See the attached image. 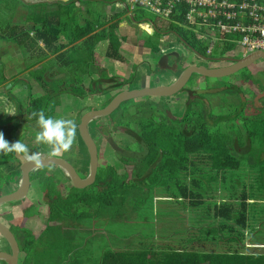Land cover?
Returning <instances> with one entry per match:
<instances>
[{
	"label": "trees",
	"instance_id": "1",
	"mask_svg": "<svg viewBox=\"0 0 264 264\" xmlns=\"http://www.w3.org/2000/svg\"><path fill=\"white\" fill-rule=\"evenodd\" d=\"M11 1L17 5V1ZM76 2V0H70L65 4L52 5L57 9L51 12L45 8V5L35 11L32 9L25 15L26 23L22 25L13 23L12 18L15 14L13 13L11 17L8 16L0 22V39L14 43L24 55L28 54L30 60H25L26 67H33L43 62L49 54L56 53L62 48L59 44L56 45L62 32H68L72 41L77 39L74 31L78 22ZM116 2L123 4L125 0H116L113 4ZM10 11L13 10L10 9ZM95 23L86 20L81 26L82 35L93 34L97 30ZM129 23H132L130 19ZM103 25L104 22H98V27ZM115 27L116 25H112V30L105 29L102 33L99 31L89 35L79 50L81 52L77 55L56 57V60L64 59L69 68L68 76L72 77L68 79L71 83L66 84L65 89H61V85L65 83L59 82L57 87L47 83V77L43 76L46 67L43 66L37 78L38 82L47 88L44 89L43 96L34 99L29 96L24 107L17 102L16 98L10 96L16 106L17 116L22 117L27 114L37 120L38 118L32 114L43 110L46 117H52V108L43 109V105L48 100L55 108L59 103L58 96L61 94L84 97L98 91L97 87L94 89L92 85L86 90L81 84H75L76 78H80L83 74L90 75L89 67L95 58V47L103 40L108 41L106 57L122 61L118 53L121 39L115 35ZM174 32L180 43L181 39L185 40L186 47L197 56L205 58L206 44L204 42L193 44L188 42L181 33L175 30ZM161 35V31L156 29L152 36H157L159 39ZM39 43L43 47H40ZM246 72L241 80L254 86L256 81L252 76L253 73ZM205 79L208 80V78ZM217 81L219 82L217 87L221 90L215 95L219 96L222 92H226L227 86L222 79ZM229 87L237 91L229 92L228 96L231 99L225 95L219 96L216 106L209 104L208 93L190 92L186 95L180 117L171 118L168 110L157 111L155 105L150 102L131 108L133 114L130 115L131 109L128 108L127 102L122 103L117 109L121 113L116 114L119 116L117 129L123 126L122 130L132 135L146 148V153L137 167H123L119 170L120 168L111 167L105 162L101 163L104 164V168L99 169L96 181L91 186L95 189L93 191L80 189L75 200L64 197L63 188L56 191L53 181L45 182L44 193L49 211L63 220H90L98 213L106 211L108 213L110 208H115L119 216L127 215V210H130V213H136L138 211L136 206L141 203L135 196L138 187L135 189L133 184H127L130 177L134 179V182L139 181V183L145 180V177H151L154 187L159 189L165 187L167 193L176 194V196L168 195L166 197L169 198L168 202L171 198H178V201L182 200L179 203H184L179 205V210L182 212V214L179 213L181 216L179 225L185 224L187 227H181L179 231L172 229L173 233L165 235L164 239L161 235H157V239L162 241L178 242L183 250L163 245L162 248H158L154 246L153 241L144 242L145 239L153 240L154 235L143 236L144 238L140 236L142 240L136 250L128 248L106 250L102 253L98 264H264V252L250 254L240 252L245 238L253 232V223H256V215L252 211V200L256 198V192L262 193L264 190V116L262 118H258V115L238 116L237 110H241L240 112L246 110L244 106L246 101L242 100L238 87L234 84H230ZM225 104L228 109L230 108L228 115L225 111L217 114L213 112L212 108H220ZM238 123L240 125L237 128ZM18 126V119L7 125L0 123V132L4 134L8 142H16L19 140L16 137ZM228 127L235 132L234 135L227 132ZM250 150L255 155L253 154L254 159L250 160L252 163L246 166V163H242V160L236 157L235 152L245 155ZM30 152H38V150L31 149ZM14 156L15 153L0 154V171L9 167ZM119 171H122V174ZM229 177H231L230 180ZM250 177L254 183L248 181ZM241 178H244V184H240ZM168 184H171V189ZM148 198L141 199L142 204L146 203ZM130 203H132L131 206ZM198 208L205 216L197 211L190 213L191 209ZM189 213L193 217L189 218ZM171 235H174L177 240ZM202 239L219 242L228 251L188 250V246ZM34 241L33 238L32 242H25L21 247L22 252L26 254Z\"/></svg>",
	"mask_w": 264,
	"mask_h": 264
},
{
	"label": "crops",
	"instance_id": "2",
	"mask_svg": "<svg viewBox=\"0 0 264 264\" xmlns=\"http://www.w3.org/2000/svg\"><path fill=\"white\" fill-rule=\"evenodd\" d=\"M15 1H17V10L18 14L20 15V12L24 10L31 11L33 9V11H35V9L37 10L42 5H45V8L51 12L57 9L56 6L52 5H58V3L65 4L70 0ZM76 1L77 2L75 6L78 12V22L74 27V31L75 35L77 36V39L75 41H72L68 32H62L59 36L58 42L56 43V45L59 44L62 48L56 53L49 54L43 62L33 67L27 68L25 60H30L29 55H24L23 53L21 56V54H19L20 50L19 52L15 50L16 47L20 49L17 45L0 39V61L6 60L7 58L5 59L4 57L9 56V54L14 52V50L19 54L20 60L18 64L11 67V63L5 64L6 61H4V65H1V73L3 80L0 84V123H2L3 121H6L5 123H9L18 119L19 126L16 132L17 139H19L22 143L26 144L30 150L37 149L38 152H41L42 159L49 157L48 146L38 144L35 141L36 133L40 130L37 124V120L27 116V114H24L22 117H18L16 114V106L14 102L11 101L10 96H13L15 98H17L18 96L22 97L21 94L23 91H25V96L23 97V99H25V102L26 100H28L27 97L31 95L34 96V98H39L43 96L45 94L44 89L47 88L41 85L37 79L38 75L40 74L39 71L42 69L43 66L46 67L45 72H43V76L47 77V83H52L53 86L57 87V84L59 82H62L65 84L61 85V89H65L67 86L66 84L68 83L63 80V78L64 75L69 73V68L64 62V59L56 60V57H58L59 55H64V57L73 54L77 55L79 52H81L79 50L80 48H82L83 42L89 37V35L91 36L99 31L100 33H102V31H104L105 29L112 30V25H116L114 33L119 39H121V46L119 48L118 53L122 58V61H117L106 57L105 54L108 48V41L103 40L99 42L95 47V58L93 60V63L89 67L90 75L87 76L83 74L80 78H76L77 83L75 84H81V86L86 90H88L91 85L94 89L97 87L96 89H98V91H95L94 94H88L83 97L84 101H86V103L89 102L90 106H86L85 103V105L82 106L83 108H81V106H78L79 108L70 109V115L61 113L63 112V110L59 111V106L66 107L73 105L72 99H70L71 97H73V95L70 94L65 95L66 97L61 96V94L58 100L59 103L57 106H55V108L52 107V102L49 100L43 105L44 110L51 108L53 109V118L71 119L75 122V142L69 152H74L77 155L79 153L82 154L84 150L83 156L76 158V163L71 162L70 160L64 158L62 155L59 157L71 163L77 171L78 175L81 178H85L88 176L89 158L87 157L86 161L83 160V157H86V155H88L86 154L87 150L84 149V146L82 147L83 143L82 145L80 144L81 146L77 145L76 134L77 141L79 142V140H81L79 139L80 137L78 134L79 119L81 115L86 111V109L89 107L94 108L96 107L97 103L101 104V102H105L101 106V108H103L108 105V103L111 102L112 99L120 92L127 91L128 89L123 86V74L129 76L132 75L133 79L135 76V79L131 80V83L134 84L136 87L135 89L151 88L159 85H170L171 83H173L174 80L177 79L178 75L176 76V73L171 70L159 68L157 63L161 57L157 59V53L156 50H154L153 46H142L140 43H137V39L134 37V35L131 34L130 31L132 30L131 27L134 28V24L129 23V17L126 16L122 3L116 2L113 4V2H115L116 0ZM96 7H103L104 14H93V10ZM26 14L27 12L25 13V15ZM86 20L96 22L95 27H97V30L93 34L83 36L81 26L85 23ZM98 22H104V25L98 27ZM39 46L43 47L41 43H39ZM174 58L176 59V56H169V65H172L174 63ZM4 66H6V69H4ZM14 67L22 68V70L14 72ZM11 70H13V72H10ZM136 77H139V79H137ZM152 81H155L154 86H151ZM97 97H99V99H97ZM149 98L152 99L154 97L151 98L144 96L129 100L127 101V106L129 109H131L138 107L142 104L152 102L148 100ZM158 99H160V101L162 100V98ZM116 112H118L117 109L111 115L95 119L88 124V131L90 133V124H94L95 121L98 120L96 125H93V130L94 132L96 131L97 134L96 139L100 138V141H102V143H104V141H108V143H112V146H114L115 144L113 143L114 139L112 138V136H110V133H112L110 131H112V129H109V126L112 127V123H114L113 120L117 119ZM10 113H13L14 115H9ZM21 129H24L28 134L22 136L20 134ZM104 145L105 143L101 145L103 149L106 147ZM103 149L101 150V153L102 155H105V150ZM108 155V158H105V163L117 169L121 168L120 166L116 165V157L121 156L122 153L118 149H112L108 153ZM79 158H81L82 160ZM136 158L137 157H135L134 159L130 158V160H133L130 161L129 159L126 160L122 157L120 158L119 162L126 166H135L139 163L138 160L135 161ZM112 161H114V163H112ZM11 162V165L7 169H3L0 171V196L14 192L16 189H18L21 183L20 170L26 160L22 159L21 157H18L15 154ZM101 168H104V165ZM99 169L100 165L98 163V172ZM30 178V187L25 198L15 203L0 205V222L10 229L20 247H22L25 242H32V237L35 236L34 239H36V243H39L40 246H45V251L49 253L50 256L53 257L55 260L47 261L46 259L45 263L42 261L41 263H39L37 258V252H35V250L33 249L29 251H31V256H33L34 260L30 261L28 252L25 254L24 252L20 251L16 264H70L72 260V255L75 254V252L79 251V249L83 248L84 245L87 243V240L84 241V233L91 232L92 229H94L95 232L102 231V229L98 230L95 227V225L98 223L99 213L96 215V217L89 220V228L87 227V229L84 221L63 220L55 213L49 211V205L47 204V200L44 193V185L47 180L53 181L56 187V191H58L59 188H63L65 192L64 197H66L68 200H75L80 190L70 185L69 178L61 168L53 165L46 167H38L30 172ZM146 180L147 179L143 181ZM89 187L83 189H86V191H91L87 190ZM38 190H40L41 198H38L36 194ZM30 193L32 194L31 196H29ZM155 193L156 191H150V193L147 191V193L145 192V194H142L140 192L141 195L135 194V196H137L139 200H141L147 197L150 198ZM149 200L150 199H148V201ZM177 206L178 203L175 205V207ZM42 207H45L46 209H42ZM37 208L38 211H33V209ZM112 214L119 216L115 211V208H110L109 212L107 213V216L111 215L112 217ZM42 216L44 222L41 223L42 220H40V218H42ZM116 218L113 217L112 222L115 221V219H119V217ZM83 226L85 227L84 230L82 228ZM79 234H81L80 237ZM140 239L142 240V238ZM154 239L157 240V238L155 237ZM1 241L3 242L2 244L5 245V248L0 251L7 250V244L4 242V240ZM137 245L135 246L137 247ZM124 246L125 247L112 246V250H126L127 248H132L133 244ZM136 247L135 249L132 248V250H136ZM102 253L100 254L99 259L97 262H95V264L99 263ZM73 256L75 258H78L77 260H75L78 261L77 264H84V262L82 261V257H77V255Z\"/></svg>",
	"mask_w": 264,
	"mask_h": 264
},
{
	"label": "rangeland",
	"instance_id": "3",
	"mask_svg": "<svg viewBox=\"0 0 264 264\" xmlns=\"http://www.w3.org/2000/svg\"><path fill=\"white\" fill-rule=\"evenodd\" d=\"M10 9H12L13 11H10ZM17 5L14 4L13 1L11 0H0V22H2V20H5L6 18H8V16H12L13 13L14 17L12 18L13 23L17 24V25H22L23 23H26L25 21V13L28 12L26 10L20 12V15L18 14V10H17ZM104 8L103 7H96L93 10V14H104ZM135 16L136 18H144V19H148L152 22L157 23V26L160 27L161 34H165L164 36H161L159 39L157 38V36H148L144 33H140L138 31V28L134 26L131 27L132 30L131 34L134 35V37L137 39V43H140L142 46H150L152 44L154 50H156L157 53V59L160 58V53H159V49L160 48H165V55H175L180 61L179 64H187V65H191V64H195V65H202V66H209L208 62L200 60L198 58H196V56L194 55V53L188 48L186 47V45L180 43L177 39L173 38L171 36V33L168 31V24L166 23L165 25H160L157 16L143 10V9H137L135 12ZM18 14V15H17ZM191 37L189 34L185 35V38L188 40V42L193 43V41L189 38ZM196 44V43H195ZM6 45V44H5ZM158 45V47H157ZM16 51L20 53L21 56L23 54V51L21 49H18L17 47L15 48ZM14 50V52L10 53L9 56L4 57L6 60L5 64H10L11 66H14L16 64L19 63V54ZM219 54V50L215 51V55ZM241 55V51L239 49H233L230 53V57H235V58H240ZM225 56V55H224ZM4 61H0V80L3 79L2 78V73H1V65H4ZM15 70L14 72H18L21 71L22 68H17L14 67ZM248 68V69H247ZM246 71H249L251 73H253V78L256 81L255 85L252 86L250 83H248L245 80H241L242 75L246 74L247 72L245 71H240L239 73L233 75V76H229V77H225L222 78V81L225 83V86H227V90L226 92H222L219 96L221 95H225L226 97L230 98L229 92H233V91H237L236 89H234L233 87H229L230 84H234L236 87H238L240 89V96L242 98V100L246 101L244 103V106L246 107V110H242V112H240L241 110H237L236 113H238V116H250V115H258V118H262L264 116V60H258L255 63H253L252 65H250L249 67H247ZM4 69H6V66H4ZM10 72H13V70H11ZM69 74L64 75L63 80H65L68 84H70L71 82H68L72 77L68 76ZM176 76H179V71L177 72V74H175ZM129 75H125L123 74V86L126 87V89L128 90H133L135 89V85L131 83V80L133 79V76H129ZM137 79H139V77H136ZM135 79V76H134ZM133 79V80H134ZM61 81V80H58ZM130 82V83H129ZM154 82H151V86H154ZM217 83H219L217 81V79H205L204 77H199V76H194L192 77V79L187 83V85L185 86V88L179 92L177 95L172 96L170 98H162V100L160 101V99L154 97L152 99H148L149 101H152L150 103H152L153 105H155L156 110H168L169 112V116L171 118L173 117H180L183 113V108H184V103H185V99H186V95H188L190 92L192 93H208L207 94V98L210 101V105L211 106H216L218 104L219 101V96L215 95V93L219 92L221 90V88L217 87ZM52 85V83H50ZM262 90H261V89ZM65 95L67 94H62L61 96L66 97ZM22 97H17V102H20L23 107H24V103H25V99H23V97L25 96V91L22 92L21 94ZM13 97V96H12ZM31 98L34 99V96H30ZM59 97V96H58ZM57 97V100H58ZM15 98V97H14ZM12 99V98H11ZM27 99H29V97H27ZM70 99H72V104L71 106H66V107H62L59 106V111L63 110V114H68L70 115V109H75V108H79L78 106H81V108H83L82 106L85 105L86 101H84L83 97H78V96H73ZM83 99V100H82ZM97 99H99V97H97ZM12 101V100H11ZM27 101V100H26ZM105 103V102H104ZM103 102H101V104H96V107H89L86 109V111L89 110H95V109H101V106L104 104ZM132 103V102H131ZM86 106H90L89 102L86 103ZM85 107V106H84ZM164 108V109H162ZM213 112L215 114H217L218 112H224L228 115L230 112V108L228 109L227 104L223 105V107H218V108H212ZM85 111V112H86ZM121 112H116V114H120ZM129 114L132 115L133 114V110L131 109L129 111ZM232 114V112H231ZM116 118H119L118 115H116ZM15 121V120H14ZM13 121V122H14ZM114 123H112V127L109 126V129H112V133H110V136H112V138L114 139L113 143L115 144L114 146H112V143H108V141H104L106 146L104 149L101 146L102 141H100V138L96 139V131L94 132V124H90V135L93 136L94 141L96 142L97 145V149H98V157L99 159V163H100V168L103 167L105 161V158H108V153L112 150V149H118L122 155L119 157H116V165L120 166L121 168L119 170H121L123 167H130V166H124L122 163H120V158H125L126 160L130 158L134 159L135 157L137 161L140 163L142 157L144 156V154L146 153V148L143 147V145H141L137 139L133 138L132 135L128 134L126 131L122 130L124 129L123 126H120L119 129H117V119L113 120ZM6 121L2 122L3 124H11L12 122L9 123H5ZM230 123V119L228 120V124ZM239 123L237 124V128L239 127ZM229 126V125H228ZM92 127V129H91ZM227 132L231 135H234V131H232L231 129H229ZM20 134L22 136H24L25 134H28L24 129H21ZM80 139V138H79ZM97 141H96V140ZM81 140H79V142L77 141V134H76V143L77 145L81 146L82 142H80ZM81 144V145H80ZM111 144V145H109ZM84 145H82L83 147ZM81 147V148H82ZM85 147V146H84ZM105 150V155H102L101 150L102 149ZM86 149V148H84ZM252 150L249 151V153H245L244 154H238L237 152H235V155L237 158H240V160H242V163H246V166H249V164H251L252 162L250 160L254 159L253 156V151ZM251 152V153H250ZM84 153V150H83ZM83 153H79V154H75L74 152H66L64 153L62 156L68 160H70L73 163H76L77 160L76 158L83 156ZM88 154V153H86ZM253 157H252V156ZM255 155V154H254ZM88 155H86V157L84 156L83 160H87ZM13 159V158H12ZM81 159V158H79ZM76 160V161H75ZM82 160V159H81ZM133 161V160H130ZM245 161V162H244ZM12 162H10L11 165ZM112 163H114V161H112ZM138 163V164H139ZM136 164L135 166L132 167H137ZM9 165V166H10ZM120 174H122V171H119ZM243 173V172H242ZM82 174V173H81ZM83 175V174H82ZM4 176V175H3ZM233 176V175H232ZM243 176V175H242ZM102 177V176H101ZM148 177V176H147ZM146 181H137L134 182V179L132 177H130L127 181V184L131 185L133 184L136 187H138V192L136 193L137 195H141L140 192L142 194H145V192L147 193V191L150 193V191H156L155 194H153V196H151L149 201H147L146 203L142 204V200L138 201L141 203L138 204L136 206L137 208V212L136 213H130V210H127V215L126 214H121L120 216H117L115 214L107 216V211L103 212L101 214L98 215V223L95 225V227L99 230L102 229L101 232H95L94 229H92L91 232H86L84 233V241L87 240V243L84 245L83 248L79 249V251L75 252V254L73 255H77V257H82V261L84 262V264H95V262L98 261L100 254L104 251V250H112V246H118V247H125L124 245H132L135 249V245L139 244L140 242V237L143 236H152L154 235L155 238H157V235H161V237H163V239L166 237L165 235H169L170 232L173 233L174 230H181L182 228H186L187 226L185 224H181L179 225V220L181 218V216L179 215L182 214L181 210H179L180 206L179 205H183L184 203H179L182 202L181 199L178 198L176 199H172L168 202L169 198H166L168 195H175V193H167V190H165L164 185L162 186L163 189H159V187H154V184L151 183L152 179L151 177H148ZM236 177V176H235ZM231 179V177H229V180ZM241 183L244 184V178H241ZM238 179H236L237 181ZM255 180V179H254ZM257 180V179H256ZM248 181L250 183H254L252 177H250L248 179ZM170 185V189H171V184ZM255 185V184H254ZM45 186V185H44ZM214 186V185H213ZM256 186V185H255ZM152 187V189H151ZM155 188H157L155 190ZM95 188L93 187H89L87 190H93ZM218 189V188H217ZM218 191V190H217ZM252 192H254L252 190ZM255 193V192H254ZM38 198H41V193L40 190H38L36 192ZM32 194L30 193L29 196H31ZM163 197V198H161ZM179 197V196H178ZM253 201L252 204V211L255 212V222L253 223L254 225H252V231L249 234V231L247 232V237L245 238V243L243 248L240 250L241 253L243 254H250V253H261L264 252V190L262 191V193L256 192V198ZM178 203V206L175 207V205ZM130 206L132 205V203L129 204ZM43 206V205H42ZM42 209H46L45 207ZM38 211L37 209H33V211ZM40 211V209H39ZM197 211V213H202L201 209H191V214ZM46 212V211H45ZM44 212V213H45ZM189 213V218L193 217L191 216V214ZM132 214V215H131ZM45 215V214H44ZM203 216H205L202 213ZM113 217H119L118 220L115 219V221L112 222ZM193 219V218H191ZM197 219V216H196ZM41 223L44 222L43 221V216L42 218H40ZM197 221V220H196ZM85 222V226L86 228L88 227V223L89 220H84ZM184 222V221H183ZM41 226V225H40ZM99 226V227H98ZM94 227V228H95ZM84 230V226L82 227ZM89 228V227H88ZM87 228V229H88ZM178 228V229H177ZM172 229H174L172 231ZM97 231V230H96ZM159 233V234H157ZM163 234V235H162ZM81 236V234H79V237ZM173 239L177 238L174 235H171ZM251 236V238H249ZM35 236L32 237V239ZM144 238V237H143ZM249 238V239H248ZM1 239V238H0ZM159 239V238H158ZM150 240V239H145L144 242H151L153 241L154 246H157L158 248H162V245L164 247H175L178 250H183L181 248V246L178 245V242H170V241H162L161 239L159 240ZM2 240V239H1ZM0 240V250L5 248V245L2 244L3 242ZM35 241L33 242L32 246L29 247V250H35V252H37V258H38V262L41 263L44 262L47 259V261L50 260H55L53 257L50 256L49 253H47L45 251V246H40L39 243H36V239H34ZM159 241V242H158ZM169 245H167V244ZM165 244V245H164ZM132 248H128V249H132ZM124 249V248H122ZM187 249V247L185 248ZM197 250V251H202V252H225L228 251L227 249H225V247L223 246V244H220L219 242H215V241H205V239H202L196 243H192L190 246H188V250ZM28 250V255L30 257V261L34 260L33 256H31V251ZM152 253H150L151 255ZM72 255V260L70 264H74L78 261V258H75ZM0 263H2L0 261Z\"/></svg>",
	"mask_w": 264,
	"mask_h": 264
},
{
	"label": "built area",
	"instance_id": "4",
	"mask_svg": "<svg viewBox=\"0 0 264 264\" xmlns=\"http://www.w3.org/2000/svg\"><path fill=\"white\" fill-rule=\"evenodd\" d=\"M122 6L141 33L152 36L156 29L162 30L148 19H133L137 9L157 16L161 26L167 23L175 39L174 30L183 36L189 34L193 44L204 42L205 58L194 55L208 62L207 68L232 64L228 58L233 49L241 51L240 58L264 53V0H125ZM159 53L165 56V48H160Z\"/></svg>",
	"mask_w": 264,
	"mask_h": 264
},
{
	"label": "water",
	"instance_id": "5",
	"mask_svg": "<svg viewBox=\"0 0 264 264\" xmlns=\"http://www.w3.org/2000/svg\"><path fill=\"white\" fill-rule=\"evenodd\" d=\"M169 55L162 56L158 60V66L160 69L171 70L174 73L180 72L176 80L170 85H159L151 88H140L122 91L116 95L111 102L101 109L89 110L84 112L78 125L79 137L85 146L88 158L89 169L88 176L81 178L75 168L67 160L60 157H46L42 159L40 166H34L31 162L26 161L21 167V183L18 189L14 192L0 196V205L15 203L26 197L30 187V172L38 167L57 166L61 168L67 177L72 187L83 189L93 185L98 175V152L97 146L88 131V124L98 118H103L111 115L120 105L129 100H133L139 97H157V98H170L181 92L187 83L193 76L204 77L208 79H222L225 77L233 76L243 69H246L258 60H264V53H255L245 58L232 60V64L225 67L207 68L202 65H187L185 67L178 68L179 61H176L173 65L168 64ZM0 236L5 240L9 246L10 251H0V260L8 262V264H16L18 256L20 254V246L15 239V236L10 229L0 222Z\"/></svg>",
	"mask_w": 264,
	"mask_h": 264
},
{
	"label": "clouds",
	"instance_id": "6",
	"mask_svg": "<svg viewBox=\"0 0 264 264\" xmlns=\"http://www.w3.org/2000/svg\"><path fill=\"white\" fill-rule=\"evenodd\" d=\"M183 42V41H181ZM187 45V44H185ZM9 115H14L10 113ZM37 117L39 131L36 133L35 141L38 144L48 146L50 158L59 157L69 152L75 142L76 124L71 119L46 117L43 110L32 114ZM15 153L18 157L31 162L34 166L42 163L41 152H30L28 146L20 140L10 143L0 132V154Z\"/></svg>",
	"mask_w": 264,
	"mask_h": 264
},
{
	"label": "flooded vegetation",
	"instance_id": "7",
	"mask_svg": "<svg viewBox=\"0 0 264 264\" xmlns=\"http://www.w3.org/2000/svg\"><path fill=\"white\" fill-rule=\"evenodd\" d=\"M169 56H173V57H175V55L173 54V55H169ZM175 59V58H174ZM224 59V58H223ZM237 58H235V57H232V58H228V60H236ZM176 61H180L177 57H176V59L174 60V63L176 62ZM173 63V64H174ZM172 64V65H173ZM222 65L220 66V67H225V66H227L228 64H227V62L226 63H221ZM182 65H183V67H185V66H187V64H185V63H183V64H179L178 63V68H180L181 69V67H182ZM180 73V72H179ZM176 74H177V72H176ZM253 76V75H252ZM194 77V76H193ZM98 122V120H96L95 121V125H96V123ZM98 131V130H97ZM99 153V152H98ZM99 156V155H98ZM98 163H99V157H98ZM0 238L2 239V240H4L1 236H0ZM4 242H5V240H4ZM6 243V242H5ZM7 244V243H6ZM8 246V245H7ZM20 246V245H19ZM20 249H21V251H22V248L20 247ZM5 251H10V249H9V246H8V249L7 250H5ZM0 261H2V260H0ZM0 264H8V262H6V261H2V263H0Z\"/></svg>",
	"mask_w": 264,
	"mask_h": 264
}]
</instances>
